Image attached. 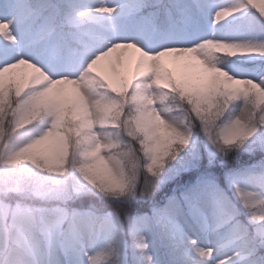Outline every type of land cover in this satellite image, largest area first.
Here are the masks:
<instances>
[{
	"label": "snow or ice",
	"instance_id": "6c2138e0",
	"mask_svg": "<svg viewBox=\"0 0 264 264\" xmlns=\"http://www.w3.org/2000/svg\"><path fill=\"white\" fill-rule=\"evenodd\" d=\"M0 264H264V0H0Z\"/></svg>",
	"mask_w": 264,
	"mask_h": 264
}]
</instances>
